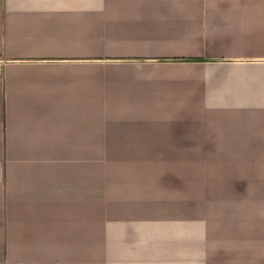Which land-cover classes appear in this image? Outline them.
I'll list each match as a JSON object with an SVG mask.
<instances>
[{"label":"crops","instance_id":"1","mask_svg":"<svg viewBox=\"0 0 264 264\" xmlns=\"http://www.w3.org/2000/svg\"><path fill=\"white\" fill-rule=\"evenodd\" d=\"M0 61V264H198L167 259L228 233L255 264L264 0H0Z\"/></svg>","mask_w":264,"mask_h":264},{"label":"rangeland","instance_id":"2","mask_svg":"<svg viewBox=\"0 0 264 264\" xmlns=\"http://www.w3.org/2000/svg\"><path fill=\"white\" fill-rule=\"evenodd\" d=\"M164 179L167 180H163V183L166 184H174V182H177L179 185L176 186V190H184V193L188 196H186L187 198V203L185 205V208L187 209V207L192 208L193 206V200L196 199V201L194 203H196L197 201H199V199H203L204 197H202V195L196 193L195 189L193 190L191 187H189V185L187 184V181L184 182V186L181 183V179L179 180H170V178L168 177V174H165ZM243 184V183H242ZM200 185V183H199ZM244 190V184L240 185V184H236V186L234 187V190L240 192V190ZM166 191V190H165ZM201 198H200V197ZM205 201V199H203ZM203 202V201H202ZM206 202V201H205ZM200 206H203V204L200 202L197 205V208H199ZM120 213L117 215V218L120 220H122V222L125 223V228H124V232H125V239L126 240H133L135 239V233L132 229V227L130 226L133 221L131 222L129 220L130 218V213L128 212V210H124L122 209L121 211H119ZM193 214H186V218H188V220L191 219V216ZM200 216H202V224L205 225V227L207 226V229H209V225H216L215 220H210L208 221V214L205 213V211H203V213H200ZM199 216V217H200ZM198 218V217H196ZM200 219V220H201ZM108 220H105V223ZM104 223V221L100 220H96V219H92L89 221V242L90 241H97L98 239H104L105 241V258L109 255V253L107 252L108 249L113 248V245L110 243L112 242V240H110V242H108L107 238H106V224ZM252 225V222H249ZM134 225V224H133ZM253 227H255V225H252ZM205 230V228H204ZM217 230V229H215ZM228 232V231H227ZM204 239V238H203ZM232 235L230 233H228V235L222 236V235H218L217 238H214L212 240L207 239L205 237V239L202 241L206 244L205 249L204 247H200V248H190L188 249V247H186V249L184 248L183 250H179L177 252V256L176 259H167L169 262L175 260L176 262L181 261V262H185V261H195V263L198 264H225L229 261V259L231 258V256L234 254V252H231V247H239L237 245H232ZM211 241V243L207 244L208 241ZM264 241V239L262 240ZM230 243V244H229ZM238 244V243H237ZM115 247V246H114ZM96 248V247H94ZM93 248V249H94ZM258 248V247H257ZM259 248H263L262 246H260ZM117 249V247H116ZM180 249H182V247H180ZM228 249V250H227ZM114 252V249H113ZM254 255H252L253 253ZM252 252H250V255H248V260L250 261V263H258V264H264V251H255L253 250ZM161 254H163V252H161ZM114 257H117L119 255V252H114ZM163 256V255H162ZM89 262L93 263V264H97L100 262V260L97 258V255L95 254H91L90 256V251H89Z\"/></svg>","mask_w":264,"mask_h":264},{"label":"built area","instance_id":"3","mask_svg":"<svg viewBox=\"0 0 264 264\" xmlns=\"http://www.w3.org/2000/svg\"><path fill=\"white\" fill-rule=\"evenodd\" d=\"M3 61H0V71H1V69H2V65H3Z\"/></svg>","mask_w":264,"mask_h":264},{"label":"bare ground","instance_id":"4","mask_svg":"<svg viewBox=\"0 0 264 264\" xmlns=\"http://www.w3.org/2000/svg\"><path fill=\"white\" fill-rule=\"evenodd\" d=\"M136 61V60H135ZM246 224H247V222H246Z\"/></svg>","mask_w":264,"mask_h":264}]
</instances>
